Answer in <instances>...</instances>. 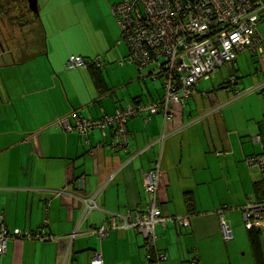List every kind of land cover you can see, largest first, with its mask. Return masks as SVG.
I'll list each match as a JSON object with an SVG mask.
<instances>
[{
	"label": "crops",
	"instance_id": "0c3cea01",
	"mask_svg": "<svg viewBox=\"0 0 264 264\" xmlns=\"http://www.w3.org/2000/svg\"><path fill=\"white\" fill-rule=\"evenodd\" d=\"M122 1L37 0L35 13L27 0L0 16V213L11 232L46 238H11L0 264H94L96 255L99 264H152L145 235L119 224L154 201L145 178L157 165L163 221L153 250L167 256L160 264H257L245 208L264 198V182L246 160L264 151V54L241 53L218 78L201 81L184 105L171 106L172 120H130L125 150L112 149L111 129L83 137L56 126L75 112L102 118L163 98L151 68L130 61L113 14ZM22 10L23 26L13 20ZM70 56L104 66L69 70ZM34 60L38 68L24 70ZM92 196L98 209L82 221L83 199ZM102 225L105 239L94 235Z\"/></svg>",
	"mask_w": 264,
	"mask_h": 264
},
{
	"label": "built area",
	"instance_id": "2783aa9c",
	"mask_svg": "<svg viewBox=\"0 0 264 264\" xmlns=\"http://www.w3.org/2000/svg\"><path fill=\"white\" fill-rule=\"evenodd\" d=\"M264 3L261 0H123L113 6L121 39L130 50V61L140 69L151 68L150 75L161 80L164 96L150 103L129 104L120 107L113 115L102 118H85L75 112L73 122L68 118L58 120L56 126L65 133H78L87 137L99 129L104 133L111 129L114 151L125 150L130 143L128 123L135 117H150L158 113L172 120L171 106L184 105L197 85L208 80L225 64L234 63L239 54L251 51L264 54V31H259ZM264 15V14H263ZM71 70L84 66L103 67L101 58L85 59L71 56L67 62ZM229 83H237L231 78ZM249 168L258 167L264 182V151L246 160ZM160 166L146 174V191L154 201L144 213L128 214L122 228H137L145 235L148 244L155 246V226L162 222V212L155 198L159 189ZM75 188L83 186V179L74 182ZM82 221L98 209L95 196L83 199ZM224 239H233V233L220 214ZM246 228L264 229V198L249 203L245 208ZM114 222V226H115ZM183 224H188L186 220ZM109 234L106 225L94 230V235L105 239ZM11 238L22 240H45L40 233L17 230L11 232L0 213V255L7 252ZM162 258V255H159ZM159 258V259H160ZM94 264L101 263L96 255ZM152 264H160L154 261Z\"/></svg>",
	"mask_w": 264,
	"mask_h": 264
},
{
	"label": "trees",
	"instance_id": "16d2710c",
	"mask_svg": "<svg viewBox=\"0 0 264 264\" xmlns=\"http://www.w3.org/2000/svg\"><path fill=\"white\" fill-rule=\"evenodd\" d=\"M22 5H24V6L26 5L25 7H27V0H0V16H5L7 18L9 12L12 11V10H10V6H15V7L16 6H20V7H22ZM29 11L30 10L28 9V12ZM21 13L22 14L20 16H17L16 19H13V17H11V19H13L14 21H18L19 23L23 22L24 17H25V15L23 14L24 13L23 10L21 11ZM263 14L261 15V19H260L261 22L264 21V15ZM261 22H260V24H261ZM28 23H26V24H28ZM21 25H22V23H21ZM259 31H261L260 30V26H259ZM262 31H264V28H263ZM235 79H236V81L238 80V78H235ZM227 84L234 86L236 83L233 84V83H228L227 82ZM98 228H96V229H98ZM263 235H264V229H253V230H250V243H251V247L253 249L257 264H264V246H263V241H262ZM146 246L148 247V249L151 252L150 256H149L151 262L158 261L159 263H161V262H164V261L167 260V256L165 254H160V253L157 254V253L154 252L153 249L156 248V244H155V246H152V245L148 244V242H147ZM159 255H162L163 257L160 258ZM190 264H198V263L195 262V261H193V262L191 261Z\"/></svg>",
	"mask_w": 264,
	"mask_h": 264
},
{
	"label": "rangeland",
	"instance_id": "374dc122",
	"mask_svg": "<svg viewBox=\"0 0 264 264\" xmlns=\"http://www.w3.org/2000/svg\"><path fill=\"white\" fill-rule=\"evenodd\" d=\"M263 2H264V0H263ZM263 27H264V26L261 25V26H260V30H263ZM30 38L33 39L32 36H31ZM70 57H71V56H70ZM70 57H69V58H70ZM43 58H44V60H46L45 57H43ZM43 58H42V59H43ZM69 58H68V60H69ZM85 59L88 60L89 58H85ZM40 60H41V59H40ZM43 62H44V61H43ZM67 62H68V61H67ZM42 65H43V64H42ZM66 65H67V66H66L67 69L71 70V69L68 67V64H67V63H66ZM38 66H39V65L35 64V60H34V61H31V63H30L29 65L26 66L27 69H24V70H26V71H27L28 69H30V70H35V69L38 68ZM223 66H225V65H223ZM223 66H222V67H223ZM222 67H221V68H222ZM83 68H85V67H83ZM221 68L217 70V72L214 74V77H217V78H218V74H217V73H219V71L221 70ZM204 81H206V80H203L202 83H203ZM30 83H31V84H34V83H35V80H32V79H31V80H30Z\"/></svg>",
	"mask_w": 264,
	"mask_h": 264
},
{
	"label": "water",
	"instance_id": "95a60500",
	"mask_svg": "<svg viewBox=\"0 0 264 264\" xmlns=\"http://www.w3.org/2000/svg\"><path fill=\"white\" fill-rule=\"evenodd\" d=\"M31 10L37 13V0H28Z\"/></svg>",
	"mask_w": 264,
	"mask_h": 264
}]
</instances>
